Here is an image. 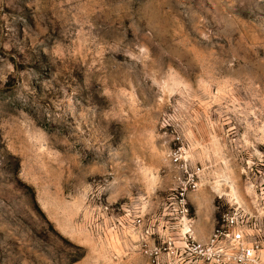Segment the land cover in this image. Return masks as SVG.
Segmentation results:
<instances>
[{
  "label": "rangeland",
  "instance_id": "374dc122",
  "mask_svg": "<svg viewBox=\"0 0 264 264\" xmlns=\"http://www.w3.org/2000/svg\"><path fill=\"white\" fill-rule=\"evenodd\" d=\"M234 210L264 264V0H0V264H241Z\"/></svg>",
  "mask_w": 264,
  "mask_h": 264
},
{
  "label": "built area",
  "instance_id": "2783aa9c",
  "mask_svg": "<svg viewBox=\"0 0 264 264\" xmlns=\"http://www.w3.org/2000/svg\"><path fill=\"white\" fill-rule=\"evenodd\" d=\"M182 205V211L187 212L186 204L183 203ZM185 237L187 238V251L204 259H214L216 256L230 253L229 256L233 258L235 263L253 264L259 258L257 252L260 251V243L247 234L244 219L238 210L223 215L221 222L216 221L206 242L196 239L191 229L186 231ZM160 252L159 248L150 251L154 263Z\"/></svg>",
  "mask_w": 264,
  "mask_h": 264
},
{
  "label": "crops",
  "instance_id": "0c3cea01",
  "mask_svg": "<svg viewBox=\"0 0 264 264\" xmlns=\"http://www.w3.org/2000/svg\"><path fill=\"white\" fill-rule=\"evenodd\" d=\"M214 217H212V214H210V217H209V221H208V231H205L203 234H199V237L202 238V240H208L210 235H211V230L213 228V225H214ZM208 238V239H207ZM205 241V242H206Z\"/></svg>",
  "mask_w": 264,
  "mask_h": 264
}]
</instances>
